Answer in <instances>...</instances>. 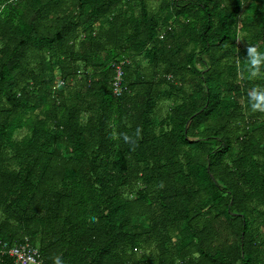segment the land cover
Instances as JSON below:
<instances>
[{"label":"trees","instance_id":"trees-1","mask_svg":"<svg viewBox=\"0 0 264 264\" xmlns=\"http://www.w3.org/2000/svg\"><path fill=\"white\" fill-rule=\"evenodd\" d=\"M248 45L264 52V0H0V246L264 264Z\"/></svg>","mask_w":264,"mask_h":264},{"label":"clouds","instance_id":"clouds-1","mask_svg":"<svg viewBox=\"0 0 264 264\" xmlns=\"http://www.w3.org/2000/svg\"><path fill=\"white\" fill-rule=\"evenodd\" d=\"M239 40V37H238ZM246 71L251 73V75L247 76L248 79L255 78H264V73L261 72L262 67H264V52L258 50L256 46L248 45L246 48ZM259 86L253 88L252 96L253 99L258 101L255 105L252 106L253 112H261L264 113V94H258ZM140 134V130H136V136L138 137ZM123 140L126 143H130L132 145V149H135L136 140L128 135L123 136ZM54 264H63L61 256H56L54 259Z\"/></svg>","mask_w":264,"mask_h":264},{"label":"built area","instance_id":"built-area-1","mask_svg":"<svg viewBox=\"0 0 264 264\" xmlns=\"http://www.w3.org/2000/svg\"><path fill=\"white\" fill-rule=\"evenodd\" d=\"M123 63L116 65V78L114 81L115 95H121L123 81ZM27 241V240H26ZM0 255L8 256L13 259L14 264H43V258L38 249L33 248L27 243L9 245L3 243L0 246Z\"/></svg>","mask_w":264,"mask_h":264},{"label":"crops","instance_id":"crops-1","mask_svg":"<svg viewBox=\"0 0 264 264\" xmlns=\"http://www.w3.org/2000/svg\"><path fill=\"white\" fill-rule=\"evenodd\" d=\"M263 161V160H262Z\"/></svg>","mask_w":264,"mask_h":264}]
</instances>
